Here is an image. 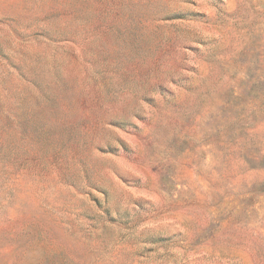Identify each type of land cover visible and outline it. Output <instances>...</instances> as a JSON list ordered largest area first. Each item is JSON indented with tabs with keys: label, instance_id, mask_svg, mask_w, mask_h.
<instances>
[{
	"label": "rangeland",
	"instance_id": "rangeland-1",
	"mask_svg": "<svg viewBox=\"0 0 264 264\" xmlns=\"http://www.w3.org/2000/svg\"><path fill=\"white\" fill-rule=\"evenodd\" d=\"M0 264H264V0H0Z\"/></svg>",
	"mask_w": 264,
	"mask_h": 264
}]
</instances>
